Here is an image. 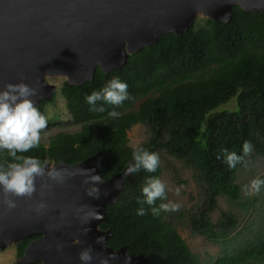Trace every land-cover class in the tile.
I'll return each instance as SVG.
<instances>
[{
    "label": "trees",
    "instance_id": "obj_1",
    "mask_svg": "<svg viewBox=\"0 0 264 264\" xmlns=\"http://www.w3.org/2000/svg\"><path fill=\"white\" fill-rule=\"evenodd\" d=\"M113 77L128 84L130 98L115 108L117 116L109 114L110 105H104V112L90 110L84 97L99 91ZM60 92L79 129L59 132L46 145L40 142L19 155L51 164H74L100 151L101 177L108 179L128 167L134 149L164 151L191 168L199 189L192 209L180 210L176 217L169 212L154 217L149 206L137 200L143 199L141 188L147 177L160 178V165L155 173L141 170L127 175L116 202L105 207L107 220L99 224L100 229L110 231L105 245L142 255L146 258L142 264H203L177 232L178 219L185 216L195 234L222 244L221 254L212 264L264 262V220L257 232L243 239L241 231L234 235L239 227L236 213L222 210L215 222L210 218L218 209L219 197L245 209L254 206L252 200L240 202L238 175L246 167L237 164L229 169L223 162V150L240 155L243 142L250 141L253 147L246 157L247 166L264 157V13L236 5L227 22L195 19L182 34H163L153 45L128 55L119 68L104 73L97 67L93 78L81 85L64 81ZM232 98L235 109H218ZM50 101L41 99L36 105L45 116ZM138 123L146 127L148 135L131 147L127 131ZM11 162L7 152H0V166ZM170 171L180 182L176 168L170 166ZM141 206L145 214L137 215ZM29 240L16 243L18 257Z\"/></svg>",
    "mask_w": 264,
    "mask_h": 264
},
{
    "label": "water",
    "instance_id": "obj_2",
    "mask_svg": "<svg viewBox=\"0 0 264 264\" xmlns=\"http://www.w3.org/2000/svg\"><path fill=\"white\" fill-rule=\"evenodd\" d=\"M236 5L264 13V0H0V89L21 82L35 87L36 106L56 89L47 78L81 85L93 78L97 67L104 73L121 67L128 55L153 45L161 35L182 34L198 16L215 23L229 21ZM100 158L99 151L74 164L48 163L61 171L63 182L38 178L31 199L17 198L11 210L0 203V249L38 236L18 264H80L77 255L88 245L94 254L114 256L110 264L144 263L145 257L130 255L125 247L105 245L110 231L99 224L107 220L106 205L115 203L122 190L127 167L102 178L100 196L93 199L84 193L80 168L101 176ZM41 200L47 205L42 214L34 210ZM81 205L94 208L102 219L81 225L75 217L88 211ZM98 237L102 243H96ZM57 244L62 245L59 250Z\"/></svg>",
    "mask_w": 264,
    "mask_h": 264
},
{
    "label": "clouds",
    "instance_id": "obj_3",
    "mask_svg": "<svg viewBox=\"0 0 264 264\" xmlns=\"http://www.w3.org/2000/svg\"><path fill=\"white\" fill-rule=\"evenodd\" d=\"M128 84L118 77H113L99 90H93L87 94L84 99L90 106V110L104 112V105H110L113 110L109 113L117 116L115 108H118L125 100L129 99ZM38 95V89L26 83H7L0 89V152H7L12 159L6 166H0V200L7 209L16 207V199L25 197L31 199L36 191V181L38 178L47 177L48 180L57 183L63 182V175L57 168L49 166L47 160H42L33 156L19 155L28 153L30 150L38 147L41 140V132L48 125L47 117L34 106V97ZM97 102L100 105L97 106ZM250 141H244L241 148V154L223 150V162L229 169H233L237 164L241 167H247L248 157L252 152ZM218 160L221 156L216 157ZM160 158L155 152H150L145 148H136L132 151L131 162L129 163L125 175L139 173L141 170L148 173H155L159 167ZM80 174L85 177L86 185L84 193L93 199H98L100 189L98 185L103 182L101 176L94 174L92 169H81ZM264 190V179H253L247 186L246 194H259ZM179 194V188L176 189ZM143 199L137 200L141 205H148V211L152 216L158 217L161 213L175 212L179 208L178 203L165 202L168 200V189L166 183L158 176L147 177L141 188ZM157 201H160L157 204ZM47 205L43 200L36 203L34 210L42 214ZM82 209H88L84 216L75 218L85 225L91 219L100 220L101 215L92 207L81 205ZM137 215H144L143 206L136 210ZM84 233L87 228L82 229ZM103 237H98L96 243H102ZM62 245L57 244V250ZM80 264H110L115 259L114 256H101L94 254L90 245L81 248L77 255Z\"/></svg>",
    "mask_w": 264,
    "mask_h": 264
},
{
    "label": "rangeland",
    "instance_id": "obj_4",
    "mask_svg": "<svg viewBox=\"0 0 264 264\" xmlns=\"http://www.w3.org/2000/svg\"><path fill=\"white\" fill-rule=\"evenodd\" d=\"M201 17H196L199 21ZM47 82L55 85V91L52 94L51 100L45 107L46 117L50 120V124L42 130L40 142L45 145L48 143L50 137L59 133H72L79 129V125L72 122L68 114L65 99L60 92V88L64 79L59 77L47 78ZM136 108V106L134 107ZM236 108L235 98H232L226 104L221 105L218 109L233 110ZM148 135V131L143 124H135L127 131L128 145L136 147L141 144ZM160 158L161 174L160 179L166 183L168 189V200L165 202H174L179 204V208L175 212H169L173 217H176L180 210H190L194 207L195 202L199 197V189L193 180V171L191 168L184 165L180 160L168 155L164 151L158 152ZM170 166H174L177 170L178 180L175 181ZM264 176V157H258L250 163L245 170L238 175V182L242 187L241 203L247 200L254 201V206L245 209L239 205L230 203L224 197H219L217 201L218 209L213 211L210 215L211 221L215 222L222 210H231L239 217V227L234 233L241 231L246 239L247 236L254 234L263 226L264 220V190L259 194H246L247 186L253 179H262ZM179 188V194L176 189ZM248 202V201H247ZM176 229L178 234L186 242L191 252L196 254L203 264H212L216 257L220 256L222 251V244L214 243L208 240L205 236L195 234L188 223L187 218L181 217L178 219ZM16 256V243H12L0 249V264H18ZM256 264H264L256 263Z\"/></svg>",
    "mask_w": 264,
    "mask_h": 264
},
{
    "label": "flooded vegetation",
    "instance_id": "obj_5",
    "mask_svg": "<svg viewBox=\"0 0 264 264\" xmlns=\"http://www.w3.org/2000/svg\"><path fill=\"white\" fill-rule=\"evenodd\" d=\"M37 238H38V236H37V237H31L30 240H29V242H28V244H29L31 241H33V240H35V239H37ZM28 244H27V245H28ZM27 245L24 247L22 255L24 254V251H25V248L27 247ZM22 255H21V256H22ZM16 256H17V249H16ZM21 256H19V257L17 256V258H20ZM39 263H40V262H39ZM40 264H41V263H40Z\"/></svg>",
    "mask_w": 264,
    "mask_h": 264
}]
</instances>
